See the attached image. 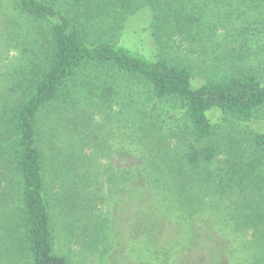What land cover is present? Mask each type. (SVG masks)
Masks as SVG:
<instances>
[{
    "label": "trees",
    "instance_id": "16d2710c",
    "mask_svg": "<svg viewBox=\"0 0 264 264\" xmlns=\"http://www.w3.org/2000/svg\"><path fill=\"white\" fill-rule=\"evenodd\" d=\"M7 2L6 40L20 49V58L13 80L0 91V264H68V256L56 248L51 203L55 194L65 195L56 185L69 181L72 156L62 166L47 161L40 144L42 114L67 113L85 122L79 119L85 96L108 101L119 76L141 90L139 113L151 118L159 139L166 134L164 143L144 157L147 175L127 171L123 179L130 183L123 180L120 189L129 213L145 215L139 231L146 235L139 245L147 251L141 249V262L263 264L264 131L250 129L238 137L232 125L256 120L264 109L261 72L240 65L233 72L236 62L226 60L231 67L223 70L232 69L229 76L195 87L187 66L141 58L101 36L117 35L139 0ZM244 60L237 56V62ZM158 105L167 110L159 113ZM99 175L69 178L75 181L71 197L79 194L77 207L103 198ZM201 176L221 201L220 216L191 218L196 207L208 206L205 200L192 204L188 194L202 189L196 186ZM106 185L109 198L119 197V189Z\"/></svg>",
    "mask_w": 264,
    "mask_h": 264
},
{
    "label": "rangeland",
    "instance_id": "374dc122",
    "mask_svg": "<svg viewBox=\"0 0 264 264\" xmlns=\"http://www.w3.org/2000/svg\"><path fill=\"white\" fill-rule=\"evenodd\" d=\"M143 2L146 0H139L137 4ZM263 2L264 0H149L147 4L135 7L117 35L109 31L101 36L118 40L117 44L141 58L152 60L159 57L187 66L193 73L191 84L195 87L203 84L206 79L229 76L232 69L223 70L224 66L231 67L226 60L236 62L233 72L238 71L240 65L244 69L253 67L264 76ZM6 5H9L7 0H0V91L13 80L16 58H20V49L7 44L6 37L9 33L6 23L10 14ZM94 34H89L88 30L91 39ZM241 43L245 47L241 48ZM25 44L27 42L24 41L23 45ZM237 56L244 57V63L237 62ZM113 79L117 81L118 87L108 101L97 100L93 94L85 96L79 113V119L85 122L73 120L67 113L52 116L46 110L42 114L40 144L47 161L50 164L56 161L62 166L72 156L68 161L72 168L69 181L56 185L59 191L64 187L61 192L64 191L65 195L55 194L51 203L56 248L68 256V264H150L148 260L141 262L140 259L142 248L139 239L146 235L139 231L143 228L140 218L144 219L145 215L142 217L138 211L129 213L120 189L127 171L135 176L140 171L147 175L150 168L144 157L149 156L158 142L162 144L166 134H161L159 139L151 125V118L140 115L143 107L139 103L143 96L140 97L141 90L138 86H134L133 81L125 76ZM153 106L149 108L153 109ZM158 108L159 113L167 110V107L160 105ZM214 111H209L208 114L211 115ZM263 120L264 109L259 111L256 120L249 123L242 121L239 125L233 122L232 125L235 126L237 136L243 135L245 138L250 129L263 132ZM261 162L263 167V157ZM94 172L100 174L101 184L98 189L103 188L98 195L104 196L93 202L87 199L83 203L86 207H77L75 202L80 200L79 194L75 199L71 197L75 181L69 178L75 179L74 176L79 174L86 179ZM128 175L131 176L129 173ZM195 178H199V175ZM107 181L111 183L110 187L120 190L119 197L109 198L105 187ZM196 186L203 187L194 195L188 193L191 203L197 205V200H205L204 203L208 206L200 209L201 211L196 207L191 218L220 216L221 201L212 195L213 186H209L202 176ZM95 187L96 185H88L91 190ZM208 189L210 195H207ZM133 209L130 207V210ZM146 251V248L142 249V252Z\"/></svg>",
    "mask_w": 264,
    "mask_h": 264
}]
</instances>
